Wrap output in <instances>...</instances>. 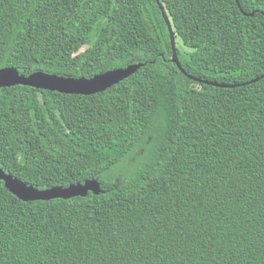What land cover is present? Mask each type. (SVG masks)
I'll return each instance as SVG.
<instances>
[{
  "label": "trees",
  "instance_id": "trees-1",
  "mask_svg": "<svg viewBox=\"0 0 264 264\" xmlns=\"http://www.w3.org/2000/svg\"><path fill=\"white\" fill-rule=\"evenodd\" d=\"M159 2L182 69L239 85L180 71L155 0H0V69L142 63L90 95L0 88L5 173L103 190L23 201L0 180V264H264V77L242 85L264 73V0Z\"/></svg>",
  "mask_w": 264,
  "mask_h": 264
},
{
  "label": "water",
  "instance_id": "water-1",
  "mask_svg": "<svg viewBox=\"0 0 264 264\" xmlns=\"http://www.w3.org/2000/svg\"><path fill=\"white\" fill-rule=\"evenodd\" d=\"M166 23L169 31L171 44V61L174 62L182 73L189 78L198 82L213 85L216 87H234L239 84H225L216 81L203 80L192 75H188L181 67L176 52L175 35L171 22L159 2L155 0ZM242 11V10H241ZM243 12V11H242ZM245 13V12H243ZM249 13L248 15H252ZM142 63L129 64L125 67H117L107 71H103L93 75L92 77H65L55 73H48L45 71H35L29 75L20 74L15 67H4L0 69V88L12 85H26L38 89H46L51 91H58L67 94L90 95L97 92L104 91L108 87L118 83L133 74ZM264 77V73L248 82H243L242 85L254 82ZM0 180L4 183L5 188L23 201L34 200H50L55 198H71L75 196H85L89 191L95 194L103 192L100 186V181L97 178L87 179L84 182H77L66 187L52 186L47 189H38L31 184L14 177L9 173H5L0 168Z\"/></svg>",
  "mask_w": 264,
  "mask_h": 264
},
{
  "label": "rangeland",
  "instance_id": "rangeland-1",
  "mask_svg": "<svg viewBox=\"0 0 264 264\" xmlns=\"http://www.w3.org/2000/svg\"><path fill=\"white\" fill-rule=\"evenodd\" d=\"M177 40H178V39H177ZM176 43H178V45L183 46V45L181 44L180 41H179V42L176 41ZM183 47H184V46H183ZM140 152H141V150L135 151L133 154H131L129 157H127V159L125 160L124 164L121 165V166L118 168L117 171L122 172V171L128 169L129 167H131L132 164L136 161V159H137V157L139 156ZM118 173H119V172H118Z\"/></svg>",
  "mask_w": 264,
  "mask_h": 264
}]
</instances>
